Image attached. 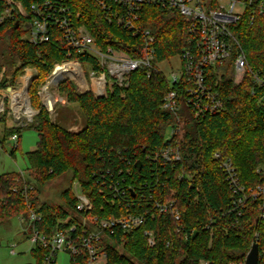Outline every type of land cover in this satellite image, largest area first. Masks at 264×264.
Instances as JSON below:
<instances>
[{"label": "trees", "instance_id": "1", "mask_svg": "<svg viewBox=\"0 0 264 264\" xmlns=\"http://www.w3.org/2000/svg\"><path fill=\"white\" fill-rule=\"evenodd\" d=\"M70 3L74 12H80L77 21L86 26L100 47L120 49L134 58L142 55V35L132 37L122 27L104 21L93 0ZM3 8L0 0V13ZM188 25L189 20L175 9L153 5H144L137 21L140 30H149L154 36L159 63L180 55L189 45ZM231 28L249 66L253 70L264 69V14L256 15L252 23L245 15ZM27 30V23L21 18L0 23V86H14L25 68L35 69L28 93L31 106L39 109L35 121L25 127L38 135L23 170L33 188L24 196V182L18 171L0 174V224L12 217L26 218L30 203L41 215L40 231L52 235L63 227L57 221L65 220L75 206L71 188L75 180L90 199L92 213L103 218L142 211L148 207L149 194L155 199L176 200L179 220L159 213L149 219L147 226L156 233L153 247L146 245L141 229L115 231L114 242L103 243L111 264H230L245 259L255 234L259 262L264 264V193L247 199L239 215L237 210L229 211L230 188L213 157L215 151L231 157L247 191L264 186V108L256 93L251 94L252 85L247 78L241 84L233 82L231 60L221 68L209 70L210 84L217 83L224 110L196 118L182 108V132L169 138L168 128L174 117L160 107L169 90L163 72H153L148 78L144 69H138L131 74L127 88L114 87L101 98L94 97L91 91L76 92L73 83L65 79L58 84V91L79 104L85 120L79 131L72 132L50 119L37 92L56 63L88 57L76 52L68 57L54 42L33 45L27 39ZM89 59L97 68L96 61ZM25 128L11 131L17 133L18 142ZM166 145L179 149L180 161L147 160V155ZM67 173L71 176L58 195L59 202L43 197L45 185ZM110 183L126 188L130 199L139 201V205L127 207L118 201L113 204ZM142 197L146 200L142 201ZM31 253L40 264L43 251L36 248ZM79 259L84 264V256Z\"/></svg>", "mask_w": 264, "mask_h": 264}, {"label": "built area", "instance_id": "2", "mask_svg": "<svg viewBox=\"0 0 264 264\" xmlns=\"http://www.w3.org/2000/svg\"><path fill=\"white\" fill-rule=\"evenodd\" d=\"M2 2L4 8L0 13V23L21 18L27 23V39L33 45L54 42L68 57L73 52L88 57L83 61L78 57L69 58L54 65L52 72L37 92L41 106L45 108L47 103L44 101V95L48 86L51 84L58 86L65 79L79 85L83 92L91 91L94 97L101 98L112 92L114 87L127 88L131 74L138 69H144L148 78L153 72H163L159 67L160 63L156 62L154 36L149 30H140L137 26L144 5L175 9L189 20V45L178 55L180 69L171 71L168 77L165 76L169 90L163 97L160 107L174 117L172 125L168 128V138L176 135L181 129L182 108L196 118L215 115L224 110V100L216 89L217 83L210 84L209 70L221 68L229 60L233 82L241 84L247 78L252 85L251 94L256 93L258 102L264 108V69L253 70L249 66L244 50L231 28L245 15L252 23L256 15L264 14V0H93L104 21L122 27L132 37L143 36L142 55L135 58L120 49L100 47L86 26L77 21L80 12L73 11L70 0H2ZM89 58L96 61L97 68L93 67ZM84 64L87 66L86 70ZM64 66H66L64 70L59 69ZM57 69L61 72V78L52 82ZM35 72L33 68H25L16 85L0 86L2 126L0 149L3 148V144L12 142L14 150L18 146V136L11 131L27 127L39 112V109L31 106L28 93ZM213 157L218 161L230 188L232 207L229 211L237 210L239 215L240 208L247 199L263 195L264 186L258 185L255 189L247 191L240 181L231 157L223 155L220 151H215ZM146 158L154 162L170 163L180 161L181 153L175 146L166 145ZM18 173L23 179L22 191L26 196L33 185L28 182L30 177L25 171L19 169ZM110 188L113 204L114 201H118L127 207L139 205V201L135 203L130 199L126 188H120L114 183H110ZM13 190L16 191V188ZM74 194L76 198L74 208L69 210V216L65 220L57 221L58 225L63 227L50 236L40 231L38 223L41 221V215L30 203H27L28 216L17 217L20 222L26 223L23 233L27 234L30 249L37 248L43 251L40 264H56L58 254L61 252L69 255L68 264H80L79 258L82 256L84 264H111L103 243L106 241L113 243L112 235L115 231L129 233L141 229L146 245L153 247L156 244V233L147 226L149 219L153 218L155 213L169 215L174 220L180 218L175 206L176 200L173 198L160 200L149 194L148 207L142 211L121 212L103 218L92 213V203L80 188ZM144 200L146 197H142V201ZM70 219L73 221L69 223ZM254 237V242H257V234ZM11 253L14 254V249H11ZM200 264L208 263L200 261ZM230 264H244V260L232 261Z\"/></svg>", "mask_w": 264, "mask_h": 264}, {"label": "rangeland", "instance_id": "3", "mask_svg": "<svg viewBox=\"0 0 264 264\" xmlns=\"http://www.w3.org/2000/svg\"><path fill=\"white\" fill-rule=\"evenodd\" d=\"M1 48L4 47L1 46ZM1 62L2 60L0 59V64ZM83 66L86 70L87 66L85 64ZM159 67L165 76L168 77L171 71H179V57L176 56L161 62ZM73 85L76 92L81 93L84 91L79 85L75 83ZM57 87V85L51 84L47 88V92L53 100V108L49 112L50 119L71 131H79L85 124L82 110L78 103L69 101L65 95L58 91ZM35 119L34 117L30 123H33ZM1 127L0 125V129ZM181 132L182 130L180 129L176 135H180ZM37 141V132L32 128H25L20 133L18 148L13 154H11L12 142L3 144V148L0 149V174L17 172L19 169L25 170L27 166V153L35 149ZM70 176V173H67L47 183L43 188V197L51 198L56 203L59 202L58 195L68 185ZM71 188L74 193L79 191L77 181L71 182ZM25 226L26 223L20 222L17 217H12L7 222L0 224V264H37L35 257L31 253L27 234L23 233ZM11 249H14V254L11 253ZM68 258V254L61 252L58 254L56 264H68ZM132 261L136 263L135 260Z\"/></svg>", "mask_w": 264, "mask_h": 264}, {"label": "water", "instance_id": "4", "mask_svg": "<svg viewBox=\"0 0 264 264\" xmlns=\"http://www.w3.org/2000/svg\"><path fill=\"white\" fill-rule=\"evenodd\" d=\"M53 106H49L47 104V110L52 109ZM135 165L138 167L140 166V161H137ZM244 264H260L259 262V246L257 242H253L245 256Z\"/></svg>", "mask_w": 264, "mask_h": 264}, {"label": "bare ground", "instance_id": "5", "mask_svg": "<svg viewBox=\"0 0 264 264\" xmlns=\"http://www.w3.org/2000/svg\"><path fill=\"white\" fill-rule=\"evenodd\" d=\"M65 67H66V66H64L63 68L60 67L59 69H60V70H64ZM61 68H62V69H61ZM60 70L57 69V70L55 71V73H54V78H53L52 82H56L57 80H59V79L61 78V72H60ZM49 95H50V94H48V92L44 95V101H45V103H47L49 106H51L52 103H53V100H52V97L49 96Z\"/></svg>", "mask_w": 264, "mask_h": 264}, {"label": "crops", "instance_id": "6", "mask_svg": "<svg viewBox=\"0 0 264 264\" xmlns=\"http://www.w3.org/2000/svg\"><path fill=\"white\" fill-rule=\"evenodd\" d=\"M69 130V129H68ZM69 131H71V130H69ZM72 132H77V131H72Z\"/></svg>", "mask_w": 264, "mask_h": 264}]
</instances>
